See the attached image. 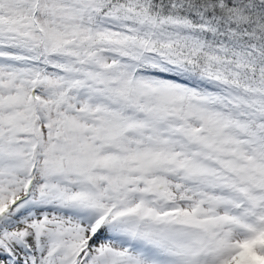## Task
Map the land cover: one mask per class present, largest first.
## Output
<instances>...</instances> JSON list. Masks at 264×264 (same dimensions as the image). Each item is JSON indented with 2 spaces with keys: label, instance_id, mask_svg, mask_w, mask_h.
Segmentation results:
<instances>
[{
  "label": "snow or ice",
  "instance_id": "6c2138e0",
  "mask_svg": "<svg viewBox=\"0 0 264 264\" xmlns=\"http://www.w3.org/2000/svg\"><path fill=\"white\" fill-rule=\"evenodd\" d=\"M0 264H264V0H0Z\"/></svg>",
  "mask_w": 264,
  "mask_h": 264
}]
</instances>
